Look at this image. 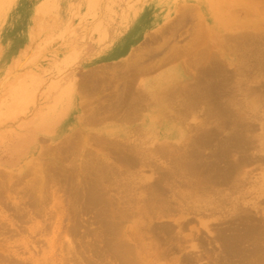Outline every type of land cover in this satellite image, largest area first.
I'll return each mask as SVG.
<instances>
[{
    "label": "rangeland",
    "instance_id": "rangeland-1",
    "mask_svg": "<svg viewBox=\"0 0 264 264\" xmlns=\"http://www.w3.org/2000/svg\"><path fill=\"white\" fill-rule=\"evenodd\" d=\"M229 1L0 0V264H132L130 259H132L133 263L136 261V264L240 263L238 258L233 257L231 254L228 255L226 252L228 243L220 239V235L223 232L225 235L229 232V234H234L235 231L242 228V225L236 228L237 225L233 224L232 209L223 206L226 212L223 209L222 212L217 211V214H215L211 207L207 208L208 210L210 209L208 212L203 207L201 214H185L181 219L182 215L178 212L181 210L179 206L188 208L186 204L190 207L193 205L192 200L181 202L182 204H180L181 198L178 195H181L182 192L185 193L186 190L191 195L193 189L185 188L186 186L177 188L174 192L178 194L174 196L172 190L167 191L168 188L171 189V182L174 181L171 178L169 180L172 181L168 180L169 187L166 184L167 180L163 182L164 195L161 194L163 191L159 193L154 188L149 187L155 184V179L157 180L160 177L158 168L164 170L171 167L172 163L168 158V153L166 154L162 151L163 146L166 148L169 146V151L181 152L187 150V146L190 147L192 145V141L196 136L202 135L201 133L205 134V130L208 132L211 130L213 134L218 132L219 138L221 137L222 139L234 133L232 131L234 127L233 121L237 116H234L231 112L230 114L234 117L232 116L231 119H228L226 117L228 115L224 110L225 114L223 116V113H220L223 106H226L225 108L229 110L227 107L229 104L231 109L234 108L233 113H235V110H240L241 113L243 111L244 113L247 112L248 114L246 113V115H249L251 121L255 119L256 121L253 123L259 124L255 125L257 131H253L254 135H264V130H262L260 125L262 122L264 123V84H262L264 83V11L261 12V10H264V5L261 4L260 0ZM213 2H215V5ZM244 8H247L246 11H244ZM165 18L182 21L180 26L171 27L167 30H176L171 39H174L177 30L179 31L177 40L172 46V57L176 54L180 55L178 54L179 52L184 55L180 56L184 62V68L188 72V81L181 87L182 89L170 91L171 93L168 92L170 94L164 104V116L162 117V122L159 123L161 127L158 129L162 131L163 135L159 137V134L156 135L157 132L155 134L152 133V130H155L154 127L146 133L143 132L144 129H137L140 133H135L136 137L103 140V142L77 137L59 140L49 136L53 131L54 120L57 118L56 113H58L59 106L63 102V97L59 95V89L68 75L69 68L76 63V60L69 59V51L66 50L68 40L77 36L80 30L86 31L85 29L90 34L98 33L104 35L108 29L106 26L103 27L105 24L120 25L125 23L127 25L132 21L134 24L144 25L153 19L161 20ZM208 20L211 22L209 23ZM201 24L208 31V35L212 32L214 35L213 37L210 36L204 43L198 41L197 46H193L195 48L193 55L196 57L192 61H198L191 66L192 68L189 67L188 70L186 62L189 59L185 55V49L191 42L193 44L197 25L201 26ZM245 32L247 35L256 36L250 37L246 42H239L237 37ZM160 41H163V39L149 40L146 44L156 45ZM38 44L40 47H38ZM148 45L146 46L147 48ZM210 48L211 50H209ZM22 49L24 50L21 51ZM202 57L203 59H201ZM203 66L208 68L214 66L215 69H219V66L220 68L222 66L223 69L216 70V72H219L218 74L220 75L223 74L224 79L226 76L229 87L225 84L224 79L221 78L222 76L220 78L223 79L221 81L224 82L223 87L226 85L225 91H229L223 92L222 90L224 89L221 88L222 90L220 89L219 91L213 89L212 92L214 94L209 89L206 92L209 84L206 85L207 81L201 72V67ZM175 75V77H178V74ZM200 77H203V80ZM163 80L170 82L173 78L166 77ZM204 83L207 87L204 86ZM209 87L212 88L211 86ZM258 90L260 91L258 92ZM199 93L203 94L200 95ZM233 93L236 96L232 95ZM210 94L218 95V98L214 97L218 99L217 102L212 97L213 95L209 97ZM206 96L208 97L207 99ZM233 100L236 103L232 102ZM224 101L227 102V105ZM231 102L233 107L230 105ZM196 105L197 107H195ZM188 107H190L189 110H187ZM220 114L221 116H219ZM220 119H226L225 123H222V126L226 125L223 130L219 128V125H221L219 124ZM230 124H233L232 127H229ZM131 146H139L146 153L145 155L148 157L146 165L124 163L122 160L124 159L123 156L127 154ZM160 148L161 150H159ZM211 151L212 149H207L204 152L206 153L205 156L210 155L209 152ZM72 152L75 156H73ZM117 152L124 153L117 155L121 159L116 157ZM113 153L114 155H112ZM87 161L90 162L88 163ZM84 162L85 164H82ZM70 163L77 165V169ZM83 165L86 166L83 167ZM66 166L68 170L64 168ZM71 166L72 168L74 167V173L71 171ZM115 168L118 171L114 170ZM63 169L64 172L62 171ZM246 171L250 175L247 176V179L250 177L252 179H249L248 191L245 190L248 193H245V197L241 201L248 204L247 207L251 210L252 216H255L258 210L253 209L249 205L257 203L264 210V166L260 168L252 164L246 168ZM65 173H69L68 175L71 179L68 175L66 177ZM103 177L104 180L112 179H109V183L106 180L105 183L102 180ZM96 178L98 180L101 178L100 182ZM119 178L121 179L119 180ZM96 180L106 187L105 189L100 186L103 191L106 190V193L102 191L105 193L104 195L103 193L101 196L97 195L98 199L100 198L99 200H102L101 197L103 198L104 196L102 202L97 201V197L96 200L90 197L91 192L89 190L93 188ZM92 181L94 182L92 183ZM180 181H176V183L179 184ZM67 184L71 185H68L71 188L74 186L75 191L72 188L71 192V188ZM81 186L84 187L82 188ZM165 186H167L166 190L164 189L166 188ZM85 187L87 188L85 189ZM218 187L219 189L215 188L214 190L218 189L220 191L224 189L226 192L231 190L227 185ZM79 188H81L82 194H80L82 198H80L81 196H76L77 191L78 193L80 192ZM29 189H32L34 194L31 195L32 192ZM36 189L38 190L35 191ZM214 190L211 191L212 195L216 191L218 192V190ZM107 191H110V193L108 192L110 196L107 197L109 200L105 198L108 196ZM152 193L154 198L156 197L155 199ZM70 194H73L72 196L74 197L68 196ZM88 198H90L89 201L86 200ZM110 198L114 203L110 201ZM105 200L108 203L107 201L103 202ZM109 203L113 204L112 206L115 210ZM169 203L173 204V207ZM168 204L170 206H166ZM90 206L95 208L92 207V210ZM110 206L113 211L112 209L110 210ZM177 206L179 210L176 208L177 210L174 212L173 209ZM167 207L170 209H167ZM165 211L166 213L172 211L174 216L157 219V215ZM227 211L231 212L228 214ZM97 212H102V217L99 215L100 217L98 218ZM221 213L224 215H221ZM255 217L254 223L257 222L259 224L261 223L260 221H263L259 218H263L264 214L259 213ZM110 218L115 220H110ZM118 218L124 222L121 220L119 222ZM98 220L101 221L98 222ZM183 222L184 224L181 228L179 223L182 224ZM202 222L209 225V230L201 225ZM187 223L190 224L187 226ZM115 224L119 226L120 230ZM109 227H115L113 230L118 235L121 233L120 237L117 234V236L114 235L115 231L113 233L111 228L110 230L113 234H109L111 232L110 230L108 231ZM167 227L168 230H171L170 232L166 229ZM233 229L236 230L233 231ZM90 230L93 232H90ZM219 230L222 232H219ZM259 230L258 232L262 236L259 242L261 241L262 245H264V228L262 227L261 229L259 227ZM102 231H106V233L104 234ZM98 234L100 237H98ZM112 235L113 237L115 236L113 239ZM64 237L67 240H64ZM99 238L101 239L97 240ZM110 238L112 240L107 242ZM105 241L107 244H105ZM124 241H127L129 245L131 243V245L128 246L127 242L124 243ZM70 244L73 247L75 246L74 249H72L73 247ZM124 244L127 247L123 248L122 245ZM192 245L195 247H192ZM92 246L94 247L92 248ZM106 247L115 250L112 249L113 252L109 253L107 250L111 249ZM262 247L264 248V246ZM91 248L94 250L90 251ZM131 248L130 254H127ZM97 250L98 252L101 250L104 252L101 251V254L97 252V255ZM119 251L122 252V257H120V253H117ZM102 254H105L103 256L104 259ZM116 254L120 255L118 257L121 260L124 258V254L127 257L129 255L128 258L130 259L128 260L130 262L127 257L123 259V261L126 259L125 263L122 262L119 260L120 258H116ZM262 264H264V261Z\"/></svg>",
    "mask_w": 264,
    "mask_h": 264
},
{
    "label": "bare ground",
    "instance_id": "bare-ground-1",
    "mask_svg": "<svg viewBox=\"0 0 264 264\" xmlns=\"http://www.w3.org/2000/svg\"><path fill=\"white\" fill-rule=\"evenodd\" d=\"M231 1V0H230ZM229 1V2H230ZM261 1V4H263L264 5V0H260ZM226 2V1H225ZM227 2H228V0H227ZM239 2V1H238ZM213 4L215 5V2H213ZM216 5H217V3H216ZM218 6V5H217ZM224 8V7H223ZM229 8V7H228ZM231 8V7H230ZM242 9H243V7H242ZM246 9L247 8H244V11H246ZM255 9V8H254ZM253 9V10H254ZM229 11V10H228ZM262 11H264V10H261V12ZM258 12V11H257ZM256 13V12H255ZM262 15V14H261ZM263 16V15H262ZM209 21V20H208ZM211 21H209V23H210ZM213 23V22H212ZM209 25H211V24H209ZM198 27L196 28V33H195V38H194V42H193V44H192V42L189 44V45H187L186 46V49H185V55L188 57V62H186V66L188 67L187 69L189 70V67L190 68H192L191 66L192 65H194V64H196V62L198 61H192V59L193 58H195L196 56H194L193 54H194V50H195V48L193 47L194 45H196L197 46V43H198V41H200V42H205L210 36H212L213 37V35H214V33L212 32V33H210V35H208V31L205 29V27H204V25H202L201 24V26H199V25H197ZM97 28V27H96ZM259 29V28H258ZM260 30H262V28H260ZM250 31V30H249ZM254 31V30H253ZM187 33V32H186ZM256 36V35H255ZM255 36H250V35H247V33L245 32V33H243L242 35H240V36H238L237 37V39H238V41L239 42H246L247 41V39H249L250 37L251 38H253V37H255ZM259 36V35H258ZM173 37V36H172ZM236 38V37H235ZM251 41V40H250ZM45 42V41H44ZM253 42V41H252ZM249 43V42H248ZM200 44V43H199ZM257 45V44H256ZM259 45V44H258ZM38 47H40L39 46V44H38ZM242 47V46H241ZM37 48V47H36ZM42 48V47H41ZM197 48V47H196ZM200 48V47H199ZM202 48V47H201ZM229 49V48H228ZM40 50V49H39ZM183 50V49H182ZM200 50V49H199ZM203 50V49H202ZM209 50H211V48L209 49ZM208 50V51H209ZM197 51H198V48H197ZM173 52H174V49H173ZM177 52V51H176ZM183 52V51H182ZM199 52V51H198ZM238 52V51H237ZM184 53V52H183ZM227 53V52H226ZM247 53H248V51H247ZM178 54H180V55H182V56H184L183 54H181L180 52L178 53ZM180 55H174L173 56V58H178V57H180L181 58V56ZM212 55V54H211ZM216 55V54H215ZM185 56V57H186ZM197 56H198V54H197ZM207 56V55H206ZM222 56V55H221ZM186 57V58H187ZM205 57V56H204ZM216 57V56H215ZM242 57V56H241ZM243 58V57H242ZM201 59H203V57L201 58ZM216 59H217V57H216ZM211 60V59H210ZM213 60H214V58H213ZM212 60V61H213ZM201 61V60H200ZM203 61V60H202ZM207 61V60H206ZM211 61V62H212ZM215 61V60H214ZM213 61V62H214ZM217 61V60H216ZM208 62V61H207ZM206 63V62H205ZM218 63V62H217ZM224 63V62H223ZM207 64V63H206ZM229 64V63H228ZM208 65V64H207ZM211 65V64H210ZM216 65H218V64H216ZM145 66V65H144ZM149 66V65H148ZM215 66V65H214ZM212 67V66H210V68H208V67H201L202 68V70H201V72H202V74H203V77H204V79L207 81H205L206 82V85H208V87L207 86H205V83H204V86L205 87H207V90H206V88H204L205 90H206V92L208 91V89L209 90H211L210 92L211 93H213L214 94V92H212V90L214 89V90H217V91H219L221 88H223L224 90H222L223 92L226 90V85H227V83H229V82H227L226 80V76H225V79H224V77L222 76V75H220V74H218L217 72H216V70H220V69H223L222 68V66H221V68H220V66H219V69H215V67ZM16 68H17V66H16ZM195 68H197L198 69V67L197 66H195ZM143 70V69H142ZM145 70V69H144ZM143 70V71H144ZM150 70V69H149ZM184 70V69H183ZM192 70V69H191ZM135 71H136V68H135ZM148 70H146V72H147ZM186 72H187V70H185ZM8 72V71H7ZM141 72V71H140ZM148 72H150V71H148ZM9 73V72H8ZM142 73V72H141ZM226 73V72H225ZM224 73V74H225ZM228 73H229V71H228ZM244 73V72H243ZM136 74V73H135ZM8 75V74H7ZM121 75H122V73H121ZM137 75V74H136ZM227 75V74H226ZM6 76V75H5ZM176 75H173V76H167L168 78H173V80L176 78L175 77ZM220 76H222L221 78H223L224 79V82H226L225 84V87H223L224 86V82H221V81H223V79H221L220 78ZM228 76V75H227ZM109 77V76H108ZM203 77L201 78V80H203ZM231 77V76H230ZM37 78V77H36ZM126 78V77H125ZM130 78V77H129ZM166 78V77H165ZM6 79V78H5ZM4 79V80H5ZM104 79V78H103ZM110 79V78H109ZM118 79V78H117ZM229 79V78H228ZM105 80V79H104ZM111 80V79H110ZM172 80V81H173ZM21 82H23L22 80H20ZM120 81V80H119ZM196 81V80H195ZM200 81V80H199ZM232 81V80H231ZM230 81V82H231ZM20 82V83H21ZM117 82V81H116ZM127 82V81H126ZM198 82V81H197ZM204 82V81H203ZM86 83H87V81H86ZM111 83V82H110ZM141 83V82H140ZM97 84V83H96ZM105 84V83H104ZM129 84V83H128ZM134 84V83H133ZM142 84V83H141ZM140 84V85H141ZM185 84V83H184ZM189 84V83H188ZM262 84H264V83H262ZM99 85V84H98ZM106 85V84H105ZM109 85V84H108ZM127 85V84H126ZM139 84H138V87L140 88V87H142V88H144L143 86H140ZM181 85H182V83H181ZM203 85V84H202ZM231 85V84H230ZM104 86V85H103ZM193 86V85H192ZM209 86H211L212 88H210ZM233 86V85H232ZM262 86V85H261ZM96 87V86H95ZM106 87H107V85H106ZM108 87H110V86H108ZM112 87V86H111ZM110 87V88H111ZM214 87V88H213ZM227 87H229L228 85H227ZM97 88V87H96ZM101 88V87H100ZM135 88L137 89V90H135ZM134 88V90L136 91V92H134V90H131L132 92L131 93H129L128 91V94H131L132 95V97L133 96H135V97H137V98H135V97H133V99H138L139 97L138 96H140V99H139V102H138V104H140L139 106L141 107H144V105L147 103L146 101H147V95L148 94H146L145 95V92H141V90L142 89H138L137 87H135ZM147 88V87H146ZM232 88V87H231ZM253 88V87H252ZM99 89V87L97 88V89H93V87H92V89L91 90H98ZM109 89V88H108ZM108 89H107V91H108ZM105 90V89H104ZM103 89H102V91H104ZM112 90V89H111ZM139 90H140V94H138L139 93ZM144 90V89H143ZM147 90V89H146ZM203 90V89H202ZM204 90V91H205ZM256 90V89H255ZM262 90V89H261ZM86 91V90H85ZM227 91H229V90H227ZM227 91H225V92H227ZM231 91H232V89H231ZM235 91V90H234ZM260 90H258V92H259ZM264 91V90H263ZM111 92V91H110ZM109 92V93H110ZM157 92V91H156ZM257 92V93H258ZM108 93V94H109ZM114 93V92H113ZM113 93H110V94H113ZM154 93V92H153ZM209 93V92H208ZM220 93H222V92H220ZM261 93V92H260ZM263 93V92H262ZM116 94V93H115ZM159 94H162L163 96H165V97H167V94H168V92H165V91H161V92H159ZM200 95L201 94H203V93H199ZM213 94H210L209 95V97H211V95H213ZM227 94V93H226ZM31 95V94H30ZM124 95V94H123ZM137 95V96H136ZM149 95H150V93H149ZM208 95V94H207ZM232 95H234V93L232 94ZM232 95H231V97H232ZM261 95V94H260ZM263 95H264V93H263ZM107 96V95H106ZM112 96H115V95H112ZM117 96V95H116ZM216 95H213L212 97L214 98ZM218 96V95H217ZM216 96V97H217ZM234 96H236V95H234ZM128 97V96H127ZM130 97V96H129ZM223 97H225V96H223ZM105 98V97H104ZM110 97H108L107 99H109ZM147 98V99H146ZM208 97L206 96V99H207ZM218 98V97H217ZM228 98V97H227ZM226 98V99H227ZM27 99V98H26ZM25 99V100H26ZM90 99V98H89ZM93 99V98H92ZM115 99H117V98H115ZM120 99V98H119ZM122 99V98H121ZM129 99H131L132 100V98H129ZM215 99V101L217 102V100L218 99H216V98H214ZM225 99V98H224ZM25 100H23V101H25ZM96 100V99H95ZM101 100V99H100ZM105 100V99H104ZM209 100H211V99H209ZM208 100V101H209ZM220 100V99H219ZM230 100H232L231 98H230ZM27 101V100H26ZM98 102H99V100H97ZM96 101V102H97ZM109 101V100H108ZM111 101H113V100H111ZM223 101V100H222ZM228 101V100H227ZM97 102V103H98ZM106 102V101H105ZM121 102V101H120ZM125 102H127V101H125ZM167 102V101H166ZM225 102V101H224ZM232 102H234V100L232 101ZM232 102H231V106H232ZM22 103V102H21ZM24 103V102H23ZM94 103V102H93ZM96 103V104H97ZM128 103H130V104H132V101H130L129 102V100H128ZM135 103V102H134ZM133 103V104H134ZM219 103H220V101H219ZM226 103V105H227V102H225ZM230 103V102H229ZM234 103H236V102H234ZM95 104V105H96ZM99 104V103H98ZM101 104V103H100ZM114 104V103H113ZM116 104H118V102H116ZM135 104H137V103H135ZM216 104H218V103H216ZM238 104V103H237ZM119 105H121L120 103H119ZM118 105V106H119ZM160 105V104H159ZM234 105V104H233ZM239 105V104H238ZM238 105H236V106H238ZM98 106V105H97ZM96 106V107H97ZM107 106V105H106ZM128 106H130V105H127V107ZM158 106V105H157ZM194 106V105H193ZM218 106V105H217ZM221 106V105H220ZM235 106V105H234ZM86 107V106H85ZM101 107V106H100ZM104 107V106H103ZM115 107V106H114ZM113 107V108H114ZM149 107V106H148ZM167 107V106H166ZM195 107H197V105L195 106ZM213 107H214V105H213ZM222 107V106H221ZM224 107V106H223ZM223 107L221 108V110H220V113L222 112L223 113V116H224V114L226 113L228 116H226L228 119H231V117L234 115V116H237L236 118H235V120L233 121V124H234V127H233V129H232V131L234 132L232 135H228V136H226V137H224L223 139L220 137L219 138V136H218V132H216V134L214 133L213 134V132L211 131V130H209L210 132H208L207 130H205L204 132H205V134H203V133H201L202 135H198V136H196V138L192 141V145L190 146V147H188L187 146V150H185V151H169L168 149H170V147L169 146H167V148L165 147V146H163L164 148H163V152L164 153H168V155H169V159L171 160V167H168L167 169H157V170H159L160 172V177H158L157 178V180L155 179V184H153V185H151V186H149V187H151L152 189L154 188V190L157 192H159L160 193V191L162 192L163 191V186L162 185H164L163 184V182H165L166 180H167V182H166V184H167V186H168V182L169 181H172V180H169V178H171V179H173L174 181L173 182H171L172 183V187H171V189H169L168 188V192L170 191V190H172V192H174L177 188H182V187H184V186H186L185 188H192L193 189V192H192V194L190 195V192L188 191V190H186L185 191V193L184 192H182L181 193V195H178L179 196V198H181V201H180V204H182V203H184L185 201H188V200H192L191 202H192V205L193 206H188V204H186V206L188 207V208H186V207H184V206H179L180 208H181V210H179V208H178V206L177 207H175L173 210H174V212H176L175 210H177L176 208H178V212L179 213H181V215H182V217H181V219L184 217V215L186 214H191V213H194V214H196V213H199V214H201V210L202 209H206L207 210V212L210 210H208L207 208H209V207H211L212 209L211 210H213L214 212H215V214H217L216 212L217 211H221L222 212V210L224 209V207L225 206H227L226 208H230V209H232L233 211V219H234V223L233 224H236L237 226H236V228H239L241 225V229L239 230L238 229V231H235L234 229H233V231H235L234 232V234H227V235H225V233L223 232V234L222 235H220V239L223 241V242H225V243H228V245H227V250H226V252L228 253V255L229 254H231L233 257L235 256L236 258H238L239 259V262L240 263H238V264H262L263 263V261H264V257H263V251H264V248L262 247V246H264V245H262V242L260 241L259 242V239L261 240L262 239V236L260 235L261 233L260 232H258V231H260L259 230V227L262 229V227L264 228V217L263 218H259L260 220H263V221H260L261 223H254V219H256V215L257 214H264V210H262L261 208H260V206L257 204V203H254V204H250L249 206H252L253 207V209H255V210H258L257 211V213H256V215L255 216H252V212H251V210L249 209V207H247L248 206V204H245V203H243L241 200H242V198H244L245 197V193L247 194L248 192H246V191H248V188H247V185H248V182H249V179H252L251 177L249 178V179H247V176L249 175V172H247L246 171V168L247 167H249V166H251L252 164H255V165H257V166H259L260 168H262L263 166H264V135H254V133H253V131L254 130H256V126L257 125H259V124H255V123H253L254 121H256L255 119L254 120H252L251 121V118L249 117V115H246V113H244V111H243V113H241V111L239 110V111H236L235 110V113H233V109H231L230 107H229V104H228V108H229V110L228 109H226L225 107H224V109H223ZM233 107V106H232ZM18 108V107H17ZM130 108V107H129ZM128 108V109H129ZM21 109H22V107H21ZM87 109H89V108H87ZM93 109V108H92ZM91 109V110H92ZM105 109H107V108H105ZM124 109V108H123ZM139 109V108H138ZM141 109V108H140ZM143 109H145V108H142V110ZM166 109H168V108H166ZM190 109V107H188L187 108V110H189ZM199 109V108H198ZM230 109H231V111H230ZM16 110V109H15ZM95 110H97V109H95ZM103 110H104V108H103ZM118 109H116V111H117ZM127 110V109H126ZM130 110V109H129ZM136 110H137V108H136ZM214 110V109H213ZM216 110V109H215ZM219 110V109H218ZM225 111V113H224V111ZM264 110V109H263ZM8 111H9V109H8ZM21 111V110H20ZM98 111H102L101 109L100 110H98ZM109 111V110H108ZM111 111V110H110ZM115 111V112H116ZM166 111V110H165ZM22 112H25V111H22ZM104 112V111H103ZM164 112V111H163ZM232 112V114H230ZM10 113H11V111H10ZM90 113V112H89ZM88 113V114H89ZM95 113H98V112H95ZM118 113H120V112H118ZM127 113H129V112H127ZM133 113H135V115H136V113H137V111H135V112H133ZM207 113V112H206ZM18 114H19V112H18ZM24 114V113H23ZM105 114H107V113H105ZM248 114V113H247ZM20 115H22V114H20ZM87 115V114H86ZM98 115V114H97ZM97 115H95V116H97ZM103 115H104V113H103ZM116 115V114H115ZM120 115V114H119ZM129 115H130V113H129ZM126 116H127V114H126ZM131 116V115H130ZM129 116V117H130ZM219 116H221V114L219 115ZM218 116V117H219ZM223 116H222V118H223ZM233 116V117H234ZM94 117V116H93ZM115 117V116H114ZM114 117H112V118H114ZM249 117V118H248ZM90 118V117H89ZM116 118V117H115ZM114 118V119H115ZM130 118H132V117H130ZM226 118V119H227ZM102 120H104V118H101ZM110 119V118H109ZM226 119L224 120V119H220L221 121H220V123L219 124H221V125H219V128H220V130H223L224 129V127L226 126H222L223 124L222 123H225V121H226ZM97 120V119H96ZM116 120V119H115ZM131 120H133V119H131ZM222 120H224V121H222ZM258 120V119H257ZM85 121V120H84ZM83 121V122H84ZM87 122H88V120H86ZM98 121V120H97ZM95 122V121H94ZM99 122H101L100 121V118H99ZM106 122V121H105ZM231 122H232V120H231ZM95 123H97V122H95ZM94 123V124H95ZM121 123V122H120ZM209 123V122H208ZM261 123V122H260ZM211 124V123H210ZM212 124H213V122H212ZM232 124V125H233ZM229 125V124H228ZM232 125L230 124V126L229 127H232ZM237 125V126H236ZM256 125V126H255ZM261 128H262V130H264V123L262 122L261 124ZM214 128V127H213ZM257 128H259V127H257ZM202 130V129H201ZM200 130V131H201ZM214 131H216V130H214ZM217 131H218V129H217ZM257 131V130H256ZM255 131V133L257 134V132ZM90 133V132H89ZM218 133V134H217ZM224 134V133H223ZM259 134V133H258ZM221 135V134H220ZM97 139V138H96ZM99 139V138H98ZM77 142V141H76ZM98 142H100V141H98ZM101 142H103V141H101ZM78 143V142H77ZM102 144V143H101ZM186 144V143H185ZM85 145V144H84ZM181 148V147H180ZM69 149V148H68ZM125 149V148H124ZM207 149H212V151L211 152H209L210 153V155L208 156H205L206 155V153H204V152H206V150ZM78 150V149H77ZM127 150V149H126ZM159 150H161V148L159 149ZM253 152H252V151ZM114 151V150H113ZM113 151H111V152H113ZM158 151V150H157ZM119 152V151H118ZM117 152V153H118ZM121 152V151H120ZM160 152V151H159ZM75 153V152H74ZM86 153V152H85ZM91 153V152H90ZM114 153H115V151H114ZM114 153L112 154V155H114ZM116 153V157H118L117 155H121V154H124V153H118L117 154ZM72 154H73V152H72ZM88 154V153H87ZM86 154V155H87ZM146 153L145 152H143L142 151V149H140L139 148V146H131V148L129 149V151L127 152V154L125 155V156H123V158L124 159H122L123 161H124V163H126L127 164V162H130V163H135V164H137V165H141V166H144V165H146V161H147V159H148V157H147V155H145ZM160 154V153H159ZM162 154V153H161ZM73 156H75L74 154H73ZM90 156V155H89ZM162 156H165V155H162ZM86 157V156H85ZM94 157H95V154H94ZM90 158V157H89ZM96 158V157H95ZM94 158V159H95ZM101 158H102V156H101ZM118 158H120V157H118ZM165 158V157H164ZM67 159V158H66ZM71 159V158H70ZM88 159V158H87ZM86 159V160H87ZM91 159V158H90ZM104 159V158H103ZM117 159V158H116ZM121 159V158H120ZM89 160V159H88ZM117 160H119V159H117ZM65 161V160H64ZM73 161V160H72ZM83 161V160H82ZM93 161V160H92ZM97 161V160H96ZM101 162H102V160H100ZM69 162V161H68ZM88 162V161H87ZM90 162V161H89ZM88 162V163H89ZM117 162V161H116ZM119 162H120V160H119ZM122 162V161H121ZM118 163V162H117ZM130 163H128L129 165H130ZM70 164H72V163H70ZM82 164H85V162L84 163H82ZM97 164V163H96ZM100 164V163H99ZM69 165V164H68ZM67 165V166H68ZM105 165V164H104ZM107 165V164H106ZM109 165V164H108ZM123 165H125V164H123ZM67 166L66 167H64V168H66L67 170H68V168H67ZM72 166H75V168H76V166L77 165H75V164H72ZM72 166H71V168H72ZM86 166V165H85ZM84 165H83V167H85ZM98 166V165H97ZM102 166V165H101ZM111 166V165H110ZM110 166H108V167H110ZM131 166H133V165H131ZM135 166V165H134ZM130 167V166H129ZM88 168V167H87ZM100 168V167H99ZM131 168V167H130ZM257 168V167H256ZM69 169H70V166H69ZM77 169V168H76ZM79 169V168H78ZM86 169V168H85ZM84 169V170H85ZM90 169V168H89ZM259 169V168H258ZM82 170H83V168H82ZM112 170V169H111ZM114 170H116V168L114 169ZM134 170V169H133ZM163 170V171H162ZM63 172H64V169L62 170ZM71 171L74 173L75 171H74V167L71 169ZM76 171H79V170H76ZM103 171H104V168H103ZM116 171H118V170H116ZM62 172V173H63ZM71 172V173H72ZM88 172V171H87ZM112 172V171H111ZM110 172V173H111ZM123 172H125V171H123ZM136 172V171H135ZM61 173V172H60ZM84 173V172H83ZM91 173V172H90ZM94 173V172H93ZM107 173V172H106ZM113 173V172H112ZM117 173V172H116ZM133 173V172H132ZM251 173V172H250ZM254 173V172H253ZM66 174V173H65ZM69 174V173H68ZM68 174H66V177H68L69 175ZM76 174H77V172H76ZM92 174V173H91ZM101 174V173H100ZM103 174V173H102ZM126 174V173H125ZM63 175V174H62ZM68 175V176H67ZM80 175V174H79ZM85 175V174H84ZM93 175V174H92ZM98 175V174H97ZM107 175V174H106ZM109 175V174H108ZM115 175V174H114ZM134 175V174H133ZM61 176V175H60ZM71 176H72V174H71ZM76 176V175H75ZM91 176V175H90ZM94 176V175H93ZM104 176V175H103ZM250 176V175H249ZM83 177V176H82ZM81 177V178H82ZM85 177V176H84ZM95 177V176H94ZM100 177V176H99ZM99 177H97V178H99ZM102 177V176H101ZM105 177V176H104ZM104 177H103V179L102 180H104ZM111 177V176H110ZM114 177V176H113ZM258 177V176H257ZM69 178L71 179V177L69 176ZM69 178H67L68 180H69ZM92 178V177H91ZM96 178V179H97ZM108 178V177H107ZM232 178L234 179L233 181H232ZM85 179V178H84ZM87 179V178H86ZM101 179V178H100ZM100 179L98 180L99 182H100ZM109 179H112V178H108V180L107 179H105L104 180V182L106 181V182H108L109 183ZM121 178H119V180H120ZM63 180H65V179H63ZM88 180H89V183H90V179L88 178ZM96 180V182H94V181H92V183L94 182L95 184H93V188H92V186H91V190H89V189H87V190H89L90 192H91V196L90 197H92V199H94L95 198V200H96V197H97V201L100 199H98V196H101L102 195V193L103 192H105L106 193V190H104L103 191V189L100 187V186H103L104 187V185H101V183H99L98 181ZM114 180V179H113ZM169 180V181H168ZM179 180H181L180 181V183L179 184H177L176 183V181L178 182ZM72 181V180H71ZM70 181V182H71ZM83 181V180H82ZM86 181V180H85ZM84 181V182H85ZM112 181V180H111ZM116 181V180H115ZM117 181H118V177H117ZM255 181V180H254ZM260 181V180H259ZM56 182V181H55ZM67 182H69V181H67ZM105 182V183H106ZM57 183V182H56ZM96 183H98V184H96ZM107 183V184H108ZM111 183V182H110ZM63 184V183H62ZM71 184V183H70ZM74 184V183H73ZM83 184V183H82ZM85 184V183H84ZM118 184H119V181H118ZM249 184H250V182H249ZM259 184V183H258ZM40 185V184H39ZM69 184H67V186H68ZM86 185V184H85ZM113 185V184H112ZM222 185H227V186H229L228 188L229 189H231V190H227L228 192H226V191H224V189L222 190L221 188V190L219 191L218 189H219V187L218 186H222ZM251 185H252V183H251ZM254 185V184H253ZM33 186V185H32ZM69 186H71V185H69ZM68 186V187H69ZM73 186V185H72ZM167 186H165L166 188H164L165 190L167 189ZM249 186V185H248ZM37 187V186H36ZM74 187V186H73ZM72 187V188H73ZM82 188L84 187V186H81ZM88 187H89V185H88ZM129 187V186H128ZM169 187V186H168ZM35 188V187H34ZM67 188V187H66ZM65 188V189H66ZM69 188H71V187H69ZM72 188H71V192H72ZM75 188V187H74ZM74 188H73V191H75L74 190ZM87 187H85V189H86ZM105 189H106V187H104ZM108 188H109V186H108ZM150 188V189H151ZM215 188H218V189H216V190H218V192L216 191V190H214ZM250 188V187H249ZM81 188H79V190H80ZM113 189V188H112ZM30 190V189H29ZM38 189H36L35 191H37ZM45 190V189H44ZM47 190V189H46ZM57 190H58V188H57ZM67 190H68V188H67ZM77 190H78V187H77ZM115 190V189H114ZM149 190V189H148ZM154 190H153V192H154ZM183 190H185L184 188H183ZM216 191V193H214V195H212V192L211 191ZM246 190V191H245ZM31 192L33 191L32 189L30 190ZM62 191H63V189H62ZM69 192H70V190H68ZM103 191V192H102ZM111 191V190H110ZM110 191H107V195L110 193ZM167 191H166V194H167ZM192 191V190H191ZM245 191V192H244ZM28 192V191H27ZM39 192V191H38ZM45 192V191H44ZM44 192H42L43 194H45ZM61 192V191H60ZM67 192V191H66ZM70 192V193H71ZM90 192H89V194H90ZM109 192V193H108ZM113 192V191H112ZM75 193V192H74ZM73 193V194H74ZM81 190H80V192L78 193V191H77V195L76 196H81ZM105 193H103V195L105 194ZM164 191L161 193V194H163L164 195ZM171 193V192H170ZM169 193V194H170ZM200 195H199V194ZM32 194H34L33 192L31 193V195ZM64 194H65V192H64ZM68 194V193H67ZM72 194V195H73ZM80 194V195H79ZM87 194H88V191H87ZM178 194V193H177ZM176 194V192H174V196H176L177 195ZM27 195H29V194H27ZM30 195V196H31ZM46 195V194H45ZM71 194L70 195H68V196H71V197H74V196H72ZM98 195V196H97ZM150 195H151V193H150ZM152 195H153V193H152ZM34 196V195H33ZM84 196V195H83ZM110 195H108V196H106L105 198H107V197H109ZM34 197H36V196H34ZM46 197V196H45ZM116 197V196H115ZM164 197V196H163ZM246 197H247V195H246ZM32 198V197H31ZM41 198V197H40ZM80 198H82V196L80 197ZM87 198V197H86ZM153 198H154V195H153ZM156 198V197H155ZM154 198V199H155ZM158 198V197H157ZM196 198H198V199H196ZM38 199H39V197H38ZM101 199L103 200L104 199V196H103V198L101 197ZM108 199V198H107ZM117 199V198H116ZM149 199V198H148ZM153 199V200H154ZM159 199H160V197H159ZM158 199V200H159ZM169 199V198H168ZM167 199V200H168ZM253 199V198H252ZM74 200V199H73ZM86 200H90V198H88V199H86ZM102 200H99V201H101L102 202ZM109 200V199H108ZM121 200V199H120ZM158 200H157V203H158ZM161 200V199H160ZM164 200V199H163ZM162 200V201H163ZM178 200V199H177ZM177 200H175V202H177ZM245 200V199H244ZM71 201V200H70ZM82 201V200H81ZM107 200H105V201H103V202H106ZM110 201H111V198H110ZM169 201V200H168ZM91 202V201H90ZM112 202V201H111ZM117 202H119V201H117ZM163 202H165V201H163ZM182 202V203H181ZM190 202V203H191ZM246 202V201H245ZM255 202V201H254ZM78 203V202H77ZM97 203V202H96ZM107 203H108V201H107ZM112 203H114V202H112ZM110 204L111 206L113 205V204ZM161 203V202H160ZM168 203V202H167ZM166 203V204H167ZM79 204V203H78ZM87 204V203H86ZM102 205H103V203H101ZM170 204V203H169ZM166 205V206H170V205ZM177 204V203H176ZM184 204V205H185ZM196 204H200V205H196ZM261 204V203H260ZM84 205H85V203H84ZM83 205V206H84ZM88 205V204H87ZM98 205V204H97ZM101 205V206H102ZM117 205V204H116ZM121 205H122V203H121ZM152 205V204H151ZM151 205H150V207H151ZM175 205V204H174ZM191 205V204H190ZM201 205H204V206H201ZM75 206V205H74ZM110 206V207H111ZM118 206V205H117ZM224 206V207H223ZM73 207V206H72ZM84 207H86V206H84ZM93 207V206H92ZM91 206H90V208L93 210V208H95V207H93L92 208ZM113 207V206H112ZM112 207L110 208V210L112 209ZM171 207H173V204L171 205ZM204 207V208H203ZM75 208V207H74ZM88 208H89V206H88ZM100 208V207H99ZM118 208V207H117ZM124 208V207H123ZM166 208V207H165ZM169 207H167V209H168ZM251 208V207H250ZM83 209V208H82ZM86 209V208H85ZM97 209H98V207H97ZM103 209V208H102ZM101 209V210H102ZM109 209V208H108ZM113 209L115 210V208L113 207ZM113 209H112V211H113ZM158 209V208H157ZM156 209V210H157ZM170 209V208H169ZM76 210H77V208H76ZM75 210V211H76ZM99 210V209H98ZM103 210H106L105 208L103 209ZM109 210V211H110ZM150 210V209H149ZM170 211V210H169ZM223 211H225L226 212V210L224 209ZM104 212V211H103ZM111 212V211H110ZM168 212V211H167ZM177 212V213H178ZM204 212V211H203ZM214 212H213V214H214ZM228 212V214L231 212V211H227ZM86 213H87V211H86ZM85 213V214H86ZM88 213H89V211H88ZM102 213V212H101ZM101 213H99V212H97V215H98V218L101 216L102 217V215H101ZM105 213V212H104ZM109 213V212H108ZM112 213V212H111ZM114 213V212H113ZM255 213V212H254ZM28 214V213H27ZM119 214V213H118ZM203 214V213H202ZM212 214V215H213ZM225 214H227V213H225ZM40 215V214H39ZM100 215V216H99ZM106 215H107V213H106ZM113 215V214H112ZM122 215V214H121ZM120 215V216H121ZM141 215V214H140ZM143 215V214H142ZM147 215V214H146ZM177 215V214H176ZM179 215V214H178ZM221 215H224V214H222L221 213ZM17 216H18V214H17ZM104 216V215H103ZM116 216L117 217H119L117 214H116ZM115 216V217H116ZM125 216V215H124ZM144 216V215H143ZM172 216H174L173 214H172V211L171 212H168V213H166V211L165 212H163V213H159L158 215H157V219H164V218H170V217H172ZM210 216H211V214H210ZM209 216V217H210ZM215 216V215H214ZM229 216V215H228ZM73 217V216H72ZM93 217V216H92ZM112 217V216H111ZM122 217V216H121ZM128 217V216H127ZM223 217V216H222ZM221 217V218H222ZM253 217H255V218H253ZM40 218V217H39ZM85 218V217H84ZM95 218V217H94ZM109 218V217H108ZM123 218V217H122ZM125 218V217H124ZM226 218V217H225ZM91 219V218H90ZM101 219V218H100ZM112 219H114V218H112ZM111 218H110V220H112ZM143 219V218H142ZM23 220V219H22ZM102 220V219H101ZM100 220V221H101ZM109 220V221H110ZM115 220V219H114ZM117 220H119V222H124L122 219H120V218H118ZM121 220V221H120ZM151 220V219H150ZM191 220V219H190ZM189 220V221H190ZM195 220V219H194ZM21 221V220H20ZM19 221V222H20ZM60 221V220H59ZM99 220H98V222H100ZM186 221V220H185ZM184 221V222H185ZM256 221V220H255ZM257 221H259L258 219H257ZM24 222V221H23ZM61 222H62V220H61ZM106 222V221H105ZM184 222L181 224V223H179L180 225V227L182 228V226H183V224H184ZM78 223V222H77ZM191 223V222H190ZM189 223V224H190ZM59 224V223H58ZM57 224V225H58ZM159 224V223H158ZM188 223H187V226L189 225ZM263 224V225H262ZM79 225H81V224H79ZM100 225V224H99ZM116 225V224H115ZM161 225V224H160ZM201 225H203L206 229H208L209 230V225H207V223H201ZM55 226V225H54ZM110 226H112V225H110ZM117 226V225H116ZM115 226V227H116ZM120 226H121V224H120ZM124 226V225H123ZM164 226V225H163ZM185 226H186V224H185ZM185 226H184V228H185ZM71 227V226H70ZM100 227H103V226H100ZM107 227V226H106ZM114 227V228H115ZM118 227V230H120L119 229V226H117ZM122 227V226H121ZM120 227V228H121ZM141 227V226H140ZM143 227V226H142ZM148 227V226H147ZM234 227H235V225H234ZM75 228V227H74ZM73 228V229H74ZM80 228V227H79ZM110 228L111 227H109V229H108V231L110 230ZM114 228H111L112 229V231H113V233H114V231L115 230H113ZM180 228V229H181ZM85 229V228H84ZM102 229V228H101ZM106 229V230H107ZM117 229V228H116ZM128 229V228H127ZM149 229V228H148ZM167 230H168V227L166 228ZM216 229V228H215ZM223 229V228H222ZM225 229V228H224ZM230 229H231V227H230ZM76 230V229H75ZM103 230V229H102ZM105 230V229H104ZM129 230V229H128ZM13 231V230H12ZM89 231V230H88ZM111 231V230H110ZM112 231L111 232H109V234H113L112 233ZM131 231V230H130ZM171 230L169 229L168 230V232H170ZM221 230H219V232H220ZM225 231V230H224ZM60 232V231H59ZM90 232H93V231H91L90 230ZM118 232V231H117ZM127 232V231H126ZM141 232V231H140ZM175 232V231H174ZM218 232V233H219ZM222 232V231H221ZM61 233V232H60ZM96 234H97V232H95ZM102 233H106V231L104 232V231H102ZM118 233H120V232H118ZM133 233V232H132ZM7 234V233H6ZM66 234H67V231H66ZM100 234H101V232H100ZM117 233H116V231H115V233H114V235H116ZM121 234V233H120ZM119 234V235H120ZM131 234V233H130ZM129 234V235H130ZM162 234V233H161ZM160 234V235H161ZM173 235H174V233H172ZM65 235V234H64ZM68 235V234H67ZM99 235V234H98ZM118 235V234H117ZM116 235V236H117ZM118 235V237H120ZM133 235V234H132ZM140 235V234H139ZM229 235V236H228ZM104 236V235H103ZM162 236V235H161ZM165 236V235H164ZM163 236V237H164ZM189 236V235H188ZM66 237V236H65ZM64 237V240L67 238H65ZM98 237H100V235L98 236ZM115 237V236H114ZM113 237V235H112V239L114 238ZM134 237V236H133ZM156 237V236H155ZM190 237V236H189ZM191 237H192V235H191ZM62 238V237H61ZM96 238V237H95ZM168 238V237H167ZM166 238V239H167ZM101 238H99V239H97V240H100ZM111 238L110 239H108V241H107V239H105L107 242H109V241H111L112 240ZM135 239V238H134ZM133 239V240H134ZM175 239H176V237H175ZM219 239V240H220ZM67 240V239H66ZM71 240V239H70ZM70 240H68L69 242H70ZM104 240V239H103ZM116 240H117V238H116ZM122 240V239H121ZM120 240V241H121ZM105 241V244H107V242ZM115 241V240H114ZM129 241V240H128ZM175 241V240H174ZM94 242V241H93ZM101 242V241H100ZM103 242V241H102ZM116 242V241H115ZM127 241H124V243H126ZM137 242V241H136ZM71 243V242H70ZM121 243H123V242H121ZM206 243V242H205ZM212 243V242H211ZM50 244V243H49ZM118 244H119V242H118ZM204 244V243H203ZM127 245L128 246H130L131 245V243H130V245H129V243L127 242ZM133 245V244H132ZM53 246V245H52ZM70 246L71 247H73L72 246V244H70ZM123 246V248H125V246H126V244H124V245H122ZM134 246V245H133ZM147 246H148V244H147ZM172 246V245H171ZM75 247V246H74ZM74 247L72 248V249H74ZM94 246H92V248H93ZM127 247V246H126ZM144 247V246H143ZM192 247H195V246H193L192 245ZM200 247V246H199ZM253 247V248H252ZM53 248V247H52ZM92 248H91V250L90 251H93L92 250ZM106 248H110V247H106ZM129 248V247H128ZM175 248V247H174ZM48 249V248H47ZM71 249V248H70ZM71 249V250H72ZM111 249V248H110ZM113 249V248H112ZM112 249L111 250H107V251H109V253L110 252H113L112 251ZM135 249V248H134ZM173 249V248H172ZM55 250V249H54ZM113 250H115V249H113ZM131 250H132V248L130 249V250H128V252H127V250H126V252H127V254H130L129 252H131ZM153 250V249H152ZM101 251H103V250H101ZM100 251V252H101ZM116 251H118L117 249H116ZM121 251V250H120ZM117 252V253H122V252ZM146 251V250H145ZM51 252V251H50ZM97 252H98V250L96 251V254H97ZM100 252H98V253H100ZM104 252V251H103ZM134 252V251H133ZM156 252V251H155ZM49 253V252H48ZM102 253V252H101ZM100 253V254H101ZM108 253V254H109ZM211 253V252H210ZM126 254V255H127ZM145 254V253H144ZM152 254V253H151ZM46 255V254H45ZM98 255V254H97ZM105 254H102V257L104 256ZM110 255V254H109ZM118 255L119 254H116V258H120V257H122V254H121V256L120 257H118ZM135 255V254H134ZM139 255V254H138ZM141 255V254H140ZM93 256V255H92ZM106 256H107V253H106ZM113 256V255H112ZM132 256V255H131ZM147 256V255H146ZM114 257V256H113ZM123 257L125 258V257H127V256H125V254L123 255ZM128 257H129V255H128ZM127 257V260L128 259H130V258H128ZM133 257V256H132ZM150 257V256H149ZM35 258V257H34ZM52 258V257H51ZM94 258V257H93ZM116 258H113V259H116ZM124 258H122V260H121V258L119 259V260H121L122 262H124V261H126V259L123 261V259ZM139 258H141V257H139ZM103 259H104V257H103ZM102 259V260H103ZM133 259H135V258H133ZM220 259V258H219ZM228 259V258H227ZM8 260V259H7ZM33 260H35V259H33ZM100 260V259H99ZM131 260V262H132V264H136V261H134V263H133V261H132V259H130ZM130 260H128L129 262H130ZM160 260V259H159ZM229 260V259H228ZM44 261L46 262V260L44 259ZM101 261V260H100ZM105 261V260H104ZM154 261V260H153ZM117 262V261H116ZM119 262V261H118ZM230 262V261H229ZM15 263V262H14ZM105 263V262H104ZM125 263V262H124ZM138 263V262H137ZM146 263V262H145ZM13 264V263H12ZM16 264V263H15ZM18 264V263H17ZM122 264V263H121ZM127 264V263H126ZM187 264V263H186ZM211 264V263H210Z\"/></svg>",
    "mask_w": 264,
    "mask_h": 264
},
{
    "label": "crops",
    "instance_id": "crops-1",
    "mask_svg": "<svg viewBox=\"0 0 264 264\" xmlns=\"http://www.w3.org/2000/svg\"><path fill=\"white\" fill-rule=\"evenodd\" d=\"M181 23V20L165 18L153 19L144 25L134 24L132 21L127 25L125 23L105 24L103 27L106 26L108 29L104 35L90 34L85 29L86 31L80 30L77 36L70 38L66 50L69 51V59L76 60V63L69 68L68 75L59 89L63 102L56 113L57 118L54 120L53 131L49 136L59 140L77 137L103 141L136 137L135 133H140L137 129H144L143 132L146 133L154 127L155 130H152V133L157 132L156 135L159 134V137L163 135L158 129L161 127L159 123L164 116L166 99L173 90L180 89L188 81V72L185 71L182 58L172 57V46L177 40L179 31L177 30L176 37L171 39L176 30H167L180 26ZM157 38H162L163 41L156 45L146 44L149 40H157ZM175 74H178V77L173 81L163 80ZM138 84L144 88H139ZM95 86L99 89L91 90L92 87L97 89ZM135 87L142 89L141 92H145V95L148 94L144 107L138 104L140 96L135 100L133 99L135 96L128 94ZM102 89L105 90L102 91ZM161 91L171 92L165 97L159 94ZM149 93L152 94L149 95ZM108 97L110 98L107 99ZM128 100L132 101V104L128 103ZM127 105L130 106L127 107ZM142 108L145 109L142 110ZM100 109L102 111H98ZM135 111H137L136 115L133 113Z\"/></svg>",
    "mask_w": 264,
    "mask_h": 264
}]
</instances>
